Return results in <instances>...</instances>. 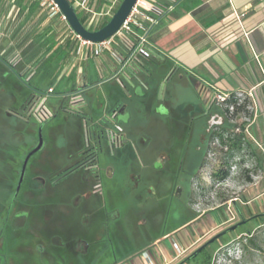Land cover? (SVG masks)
<instances>
[{
    "label": "flooded vegetation",
    "instance_id": "af4514ba",
    "mask_svg": "<svg viewBox=\"0 0 264 264\" xmlns=\"http://www.w3.org/2000/svg\"><path fill=\"white\" fill-rule=\"evenodd\" d=\"M116 68L121 75L109 81L123 89L125 100L108 113L104 110L100 120L83 94L79 110H65L66 103L62 106L71 141L65 158L47 152L41 134L43 124L36 128L23 118L30 96L20 112L15 110L16 94L9 90L17 91V86L7 72L0 71V264H102L106 256L116 264V254L127 256L132 245L143 246V229L160 231L168 205L164 197L176 200L186 194L187 209L194 213L191 189L205 174L210 136L228 129L223 108L211 111L216 105L204 88L196 89V102L177 105L165 88L156 97L157 106L150 117L143 105L150 90L143 77V64L131 71ZM7 71L15 74L14 59L7 63ZM175 72L172 68L161 83L169 82ZM130 113H143V124L150 117L155 124L161 118L170 119L174 126L165 125L163 142L150 149L143 129L139 143L130 142L131 136L122 123L131 120ZM73 118L80 120V126L71 122ZM201 118L205 119V136L201 139L208 144L207 155L198 171L191 174L194 165L183 157V151H174L173 142L180 138L187 146L193 124ZM181 119L185 125H179ZM39 134L42 146L30 155L23 169L26 157L38 145ZM20 143L26 147L22 158ZM102 153L119 157L121 167L102 166ZM150 216L158 222L154 228L148 226ZM195 220L185 226H192ZM174 231L158 239L164 240Z\"/></svg>",
    "mask_w": 264,
    "mask_h": 264
},
{
    "label": "crops",
    "instance_id": "0c3cea01",
    "mask_svg": "<svg viewBox=\"0 0 264 264\" xmlns=\"http://www.w3.org/2000/svg\"><path fill=\"white\" fill-rule=\"evenodd\" d=\"M148 42L160 59L181 70L173 77L188 79L196 93L198 88L211 96L215 92L243 93L253 102L252 117L242 127L245 140L262 161V169L257 181L243 186L232 205L244 207L248 217L264 214V202H260L264 198V0H174L171 17L160 20L149 33ZM15 57L17 73L13 75L7 71V63ZM116 67L111 50L98 57L88 55L67 23L49 18L37 2L0 0V71L7 72L17 86L15 100L21 106L34 89L44 92L50 87L59 95V108L75 90L94 98L96 89L121 75ZM138 68L132 63L127 66L128 71ZM218 110L222 108L216 106L211 111ZM225 223L211 224L208 229ZM164 240L150 243L155 256L149 257L152 264L173 260V252L162 256L157 251ZM193 242L174 243L173 250L184 245L189 248ZM135 264L142 263L135 260Z\"/></svg>",
    "mask_w": 264,
    "mask_h": 264
},
{
    "label": "rangeland",
    "instance_id": "374dc122",
    "mask_svg": "<svg viewBox=\"0 0 264 264\" xmlns=\"http://www.w3.org/2000/svg\"><path fill=\"white\" fill-rule=\"evenodd\" d=\"M98 10V9H97ZM79 16L81 14L79 13ZM104 80V79H103ZM24 86H26L24 81H22ZM113 83V81L107 80L105 84L96 89V99L100 103L98 107V113H95V118L100 120L101 116L104 115L103 111L111 108L113 103L108 99V88ZM4 89V86H2ZM42 88L45 89V86ZM167 88L169 95L174 104H189L196 102L197 95L193 89V86L186 78L173 77L169 82L164 81L159 84L154 89L155 97H158L159 94ZM60 87L58 88V91ZM57 91V92H58ZM9 92H14L17 96L18 91L10 88ZM59 96V95H58ZM57 94L53 95L48 100L49 107L55 111V117L50 121L46 122L41 126V134L44 142H46L50 155L60 156L65 158L66 153L65 149L69 145L70 138L68 137V127H65L64 116L61 108H59V100ZM18 97V96H17ZM95 99V100H96ZM135 97L131 98L132 101H135ZM88 102V101H87ZM66 103V102H65ZM64 103V104H65ZM96 102L88 103L91 110L95 109ZM21 103L15 102L14 108L17 112L21 110ZM64 106V105H63ZM115 106V105H114ZM79 110V109H75ZM131 115V120L128 123L124 124L125 129L131 134L130 142L139 143L141 139V132L143 129V137L147 138L150 146L148 148L152 149L153 145L163 142V137L165 136V118L159 120V124L152 123V118L147 117L146 121L143 124V113L137 115ZM227 121L228 129L223 132L226 136L228 133L238 134L241 132V126L246 124L249 119L243 118L240 115L229 117L225 119ZM224 120V124H225ZM10 123H15V120H7ZM76 124V121H71ZM17 123V122H16ZM32 123V121L30 122ZM20 124V123H19ZM31 125V124H30ZM144 126V127H143ZM239 129V130H237ZM219 132V131H217ZM68 134V135H67ZM205 136V119H198L193 124V131L189 138V143L185 146V143L182 142L180 138H176L173 142V147L175 152L183 151V157H187L188 162L194 165L190 173H196L198 167L204 160L207 155L208 144L207 142H202V137ZM33 137L31 138V141ZM73 145L75 141L72 140ZM210 155L208 156L209 161L207 168L205 169V174L200 181L195 182L194 189L192 188V195L194 193L195 204L192 206L193 212L197 214V218L193 221L192 226H185L176 229L171 238L165 239L159 245L157 251L160 255L163 253L173 252V260L168 264H178L184 259V257L190 255L196 248H198L204 241L210 239L218 232H221L228 228L231 225L230 223L238 222L240 220V215L247 218V211L244 207L239 205L233 206V201L240 195L241 189L243 186L249 185L245 183V177L248 176L252 179V183H255V180L258 171L256 174L253 172L255 168V160L252 156L249 155L247 147L243 146V149L239 153H229L226 154L227 148L220 146L219 140L214 138L210 143ZM253 148V146H252ZM26 151V147L20 143L19 156L23 157ZM229 152V151H228ZM149 156V154L147 155ZM100 164L106 166L108 164L121 167V160L119 157L114 156L113 158L109 157L105 153L100 154L99 156ZM112 163V164H111ZM190 166V164H189ZM219 169L228 170V177L225 181L220 183H214L212 181V172L218 171ZM243 170L250 171L249 173L243 174ZM252 171V172H251ZM165 203H167V220L163 226L164 229L172 230L179 227L180 222L186 221L188 215L191 213L188 211V196L183 195L180 199L168 200L167 197H164ZM261 203L264 202V198L260 200ZM259 203V202H257ZM254 203L253 207H255ZM231 207V209H230ZM263 214V213H260ZM229 217H234L232 222H226ZM226 222L224 225L210 230L208 229L211 224H220ZM262 223V224H261ZM264 221L259 220L258 225L253 222L245 223L244 225L237 228L230 234L229 239L225 236L220 240L215 242L208 249V254L211 255L209 264H264ZM160 229V231L162 230ZM194 229L196 230V236H194ZM250 231L256 243V247L248 250L243 254L240 247L239 241L242 240V243H246V234ZM193 236V237H192ZM194 240L193 246L187 248L185 245L180 249H174V243L179 246L181 242H190L191 238ZM146 240L143 238V249L132 247V253L130 255L124 256V254H116L115 259L116 264H135V260L139 262L148 263L147 259L149 257L155 258L153 249H151L150 244L145 243ZM190 244V243H189ZM188 244V245H189ZM187 245V246H188ZM101 253L103 251L101 250ZM181 253V254H180ZM180 254L178 258L176 255ZM111 260V259H110ZM109 260V257L106 256L102 264H113ZM190 264H199V261L192 262Z\"/></svg>",
    "mask_w": 264,
    "mask_h": 264
},
{
    "label": "built area",
    "instance_id": "2783aa9c",
    "mask_svg": "<svg viewBox=\"0 0 264 264\" xmlns=\"http://www.w3.org/2000/svg\"><path fill=\"white\" fill-rule=\"evenodd\" d=\"M31 1L37 2L41 8L45 9L49 18L58 17L62 22H66L53 0ZM69 2L75 10L85 16L87 26L94 29L102 20L110 19L114 15L122 0H69ZM173 9L174 0H136L119 30L110 39L101 43H90L80 39L75 34L74 36L79 42L80 47L86 48L87 54L92 57H98L105 50L109 49L111 50L113 61L121 69L129 66L131 63L137 67H141L143 60L152 55L159 57L148 42V35L158 25L160 20L171 17ZM114 47H117V50ZM119 48L122 51H119ZM16 63L17 58L15 57L14 64ZM32 72L33 70L28 73L25 80L29 79ZM53 95H55L53 87L48 88L44 92L35 91L30 96L23 110V118L37 125L46 123L53 116V110L48 105V100ZM211 97L216 106L224 109L230 95L215 92ZM233 98L237 100V105H240L245 98L249 101V98L243 93H235L233 94ZM82 102V92L75 90L66 96L65 110L79 109ZM250 103L247 109L251 111L253 102L250 101ZM232 109L231 107L230 112H232ZM233 220L234 217H229L226 222H232ZM147 261L148 264H152L149 258Z\"/></svg>",
    "mask_w": 264,
    "mask_h": 264
},
{
    "label": "trees",
    "instance_id": "16d2710c",
    "mask_svg": "<svg viewBox=\"0 0 264 264\" xmlns=\"http://www.w3.org/2000/svg\"><path fill=\"white\" fill-rule=\"evenodd\" d=\"M75 12H76L77 17H78L79 21L81 22V24L89 31H95V30H98V29L102 28L110 20V19H104L97 25V27L92 29V28L87 26L85 16L82 15V14H81V16H79V12L77 10H75ZM172 68H174V66H173V64L170 61H168V60H160V59L156 58L154 55H152L151 57L143 60V70H144L143 74H145V75H143V77H144L145 82L147 84H149V86H150V90L147 93V97H146L147 100L144 101L143 105L147 106V114H149L150 117H151V115H153V113L155 111V107L157 106V101H156L154 89L159 84V82H161L165 78V76L169 73V71ZM14 72L17 73L16 70ZM180 73H181V70L176 69V72H175L174 75L180 74ZM25 85L27 87H31L28 83H26ZM34 90L39 91L37 89H34ZM54 93L56 94L55 89H54ZM107 94H108V99L111 102V104L113 103L115 105V106L112 105L111 109L116 108L121 101L125 100V92L115 82H113L109 86ZM166 94L169 96L168 89H167ZM86 98H87L89 103H92V101L96 102L95 103L96 108L92 109L93 110V114L95 116V113H98V107H100V103L96 99V96H94V98H88L86 96ZM250 104H251L250 101H248V99L245 98L242 101V103H240V105H237V100H235L233 98V95H230V98H229V100L227 102V105L223 109V114L225 116L224 118L228 119L229 117L240 115L243 118L250 119L252 117V114H251L250 110L247 109ZM231 107L233 108L232 112H230V108ZM54 113H55V111H54ZM74 119H75L76 123L78 124V126H80V120L76 119V118H74ZM19 123L23 124L22 122H19ZM165 123H166L165 125H171V126L173 125L174 126V123H172V120H170V119H166ZM185 124H186V122L184 121V119H181L180 122H179V125H185ZM225 124H227L226 120H225ZM35 126H36V128L40 127V125H37V124H35ZM65 126H67V124H65ZM223 132H225V130H222L221 132H214L210 136L211 137L210 139L211 140H213L214 138L218 139L220 146H222L224 148H227V151H226L227 155H229V153H239L243 149V146L247 147V149L249 150L248 151L249 155L252 156L254 158V160H255V168H254L253 172L255 174H256V171L259 172L262 169V161L260 163V160L258 158L256 150L254 148H252V146L245 140L244 134H243L244 128L241 126V132L238 133L237 135L236 134L234 135L232 133H228V135L225 136L223 134ZM129 135L131 136L130 133H129ZM170 135H172V134L170 133ZM242 172H243V174H246V173H249L250 171L243 170ZM211 177H212V181L214 183L223 182L228 177V170L219 169L217 172L213 173ZM245 183L246 184H251L252 183V179L250 177L246 176L245 177ZM167 214L168 213H167V208H166V210H165V218H164V220L162 222V228H163V226H164V224H165V222L167 220ZM240 216H242V215H240ZM195 218H197V214L195 212L191 213L190 215H188V218L186 219V221L180 222L179 227H177L175 229H172V230H168V229H164L163 230L161 228L162 229L161 231H150V230L147 231L146 229H143V236L144 235L146 236V242L145 243L146 244H150L153 241H155L156 239L169 234L170 232L182 227L187 222H189V221H191V220H193ZM243 218L246 220L245 223H248V222L251 221V222H253V223L258 225V221L259 220L264 221V214H258V215L250 216V217H247V218H245V217H243ZM238 222L230 223V225L231 224H236ZM157 224H158L157 220L154 217L150 216L149 220H148V226L151 227V228L152 227L154 228V226L157 225ZM232 232H230L229 234L224 235L223 237L226 236L229 239L230 234ZM245 236H246V239H245L246 243H242L243 242L242 240L239 241V244H240V247L242 249L243 254L246 253L248 250L253 249V248L256 247V243L254 241L252 233L250 231H248ZM132 247H136V248L140 249L143 246L132 245ZM132 247H131L128 255L133 252L132 251ZM208 249L209 248L203 249L195 258H192V259L186 261L184 264H190L192 262L194 263V262H197V261H199V264H209L210 263V259H211V255L208 254ZM178 264H183V263L179 262Z\"/></svg>",
    "mask_w": 264,
    "mask_h": 264
},
{
    "label": "water",
    "instance_id": "95a60500",
    "mask_svg": "<svg viewBox=\"0 0 264 264\" xmlns=\"http://www.w3.org/2000/svg\"><path fill=\"white\" fill-rule=\"evenodd\" d=\"M53 2L57 5L60 13L64 16L68 27L75 35H77L80 39L84 41H88L90 43H101L110 39L116 34L122 23L127 18L136 0H122L121 4L115 11L114 15L110 18V20L102 28L95 31H89L81 24V22L77 17L75 9L73 8L69 0H53ZM41 146H42V138L41 135L39 134L38 145L26 157L24 161L23 169L30 155L40 150ZM22 175H23V171L21 173L20 180L22 179ZM245 222L246 220L243 218V216H240V221L238 223L214 235L207 242H205L203 245L198 247L189 256H187L181 263L184 264L186 261L195 258L203 249L207 248L209 245L219 240V238H221L222 236L229 234L232 231H235L237 228L244 225Z\"/></svg>",
    "mask_w": 264,
    "mask_h": 264
}]
</instances>
